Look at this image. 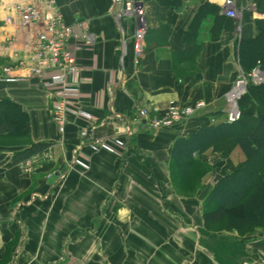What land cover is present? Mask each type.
<instances>
[{"label":"crops","instance_id":"crops-1","mask_svg":"<svg viewBox=\"0 0 264 264\" xmlns=\"http://www.w3.org/2000/svg\"><path fill=\"white\" fill-rule=\"evenodd\" d=\"M138 1L146 34L134 66L135 22H117L112 0H55L65 24H81L92 35L90 46L75 48L82 70L73 107L96 125L91 141L119 138L122 145L110 153L90 150L91 142L78 136L87 125L83 118L68 116L59 134L50 117L51 97L27 72L13 71L18 79L2 80L1 69L13 66L10 55L26 51L38 26L4 25L9 8L25 0H0V100L16 103L29 123L27 139L0 141V264H264V227L245 234L203 227L202 185L211 188L241 163L240 150L226 158L210 151L197 158L193 167L207 174L193 187L170 156L175 140L216 121L215 113L224 118L225 96L241 66L249 64L250 52H239L241 37L259 35L264 0H233L238 20L224 14V0ZM204 3L211 8L202 10L189 34ZM171 101L204 106L183 124L149 129L148 120ZM142 109L148 110L146 119L138 116ZM28 144L47 148L27 173L20 167L25 160L14 163L13 157Z\"/></svg>","mask_w":264,"mask_h":264},{"label":"built area","instance_id":"built-area-1","mask_svg":"<svg viewBox=\"0 0 264 264\" xmlns=\"http://www.w3.org/2000/svg\"><path fill=\"white\" fill-rule=\"evenodd\" d=\"M234 7L233 0L223 1L224 14L238 20L239 14ZM111 14L117 22L122 18L134 19L135 28L131 36V46L133 64L137 66L144 52L146 34L145 10L142 3L138 0H112ZM1 22L20 30L30 25L38 26L26 51L22 54L17 51L12 52L10 58L13 66H5L1 69L2 80L9 82L18 79L17 76L16 78L12 75L13 71L27 72L29 77L35 80L37 86L51 97L50 117L59 134H64L67 118L73 116L87 121V125L80 128L78 136L91 142L88 144L90 150L95 152L104 150L113 153L115 147L121 146L119 138H113L110 142L91 141L89 136L96 125L88 113L73 107L80 95L77 78L82 70L77 63L75 48L92 44L93 38L87 29L81 24H65L55 0L17 2L1 18ZM6 42L9 45L13 44L10 39H6ZM119 51L122 57L125 53V42L121 43ZM262 83H264V69L259 67V62L247 73L239 70L225 96L227 108L224 111V118L227 122H233L239 118L237 100L245 93L247 86ZM203 106L202 102L193 106H181L171 101L160 116H154L148 120L147 126L151 130L173 128L186 122ZM138 116L146 119L148 110H139ZM76 163L87 168L81 162ZM37 165H39V159L35 155L22 162L20 167L28 173Z\"/></svg>","mask_w":264,"mask_h":264},{"label":"trees","instance_id":"trees-1","mask_svg":"<svg viewBox=\"0 0 264 264\" xmlns=\"http://www.w3.org/2000/svg\"><path fill=\"white\" fill-rule=\"evenodd\" d=\"M204 8L210 9L211 5L201 6L189 26V34L198 27ZM260 24L262 27L256 38L251 39L249 34L241 37L240 54L250 52L249 64L241 66L244 73L253 69L257 62L264 69V22ZM251 48L257 50L256 55L251 53ZM237 108V120L227 122L225 118L220 119L221 114L215 113L212 117L216 121L187 137L178 138L170 151L174 169L183 180L190 176L197 158L209 151L226 158L238 148L243 155L241 163L204 191L202 221L206 231L245 234L264 227V83L249 84L237 100ZM28 137L26 114L13 101L0 100V141L18 142ZM46 148V144H28L15 153L13 162L29 159Z\"/></svg>","mask_w":264,"mask_h":264},{"label":"rangeland","instance_id":"rangeland-1","mask_svg":"<svg viewBox=\"0 0 264 264\" xmlns=\"http://www.w3.org/2000/svg\"><path fill=\"white\" fill-rule=\"evenodd\" d=\"M140 2V1H139ZM141 3V2H140ZM251 53L254 55L257 54V50L255 48H251ZM11 119V118H10ZM14 120V118H13ZM15 120H18V118L16 117ZM14 120V121H15ZM203 168V167H202ZM191 175L188 177L187 181L189 182V186H194L195 184V180L196 178H199L201 176V173H203V171L198 168V167H192L190 170ZM207 173H203V175H206ZM206 180V179H204ZM211 182V181H210ZM209 187V182H206L204 185H202V189L205 191L207 188ZM59 261V260H58Z\"/></svg>","mask_w":264,"mask_h":264},{"label":"water","instance_id":"water-1","mask_svg":"<svg viewBox=\"0 0 264 264\" xmlns=\"http://www.w3.org/2000/svg\"><path fill=\"white\" fill-rule=\"evenodd\" d=\"M49 179H50V182H51V181H52V182L55 181V180L57 179V173L51 175Z\"/></svg>","mask_w":264,"mask_h":264}]
</instances>
